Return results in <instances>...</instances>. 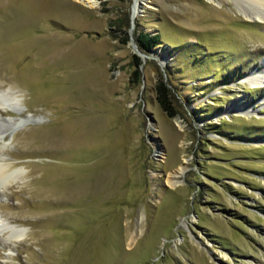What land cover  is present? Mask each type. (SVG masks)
Masks as SVG:
<instances>
[{"label":"rangeland","instance_id":"rangeland-1","mask_svg":"<svg viewBox=\"0 0 264 264\" xmlns=\"http://www.w3.org/2000/svg\"><path fill=\"white\" fill-rule=\"evenodd\" d=\"M138 30L161 33L165 65ZM259 71L264 22L234 0H0V92L25 107L0 113V163L22 172L0 216L24 231L0 264H264V85L243 82Z\"/></svg>","mask_w":264,"mask_h":264},{"label":"bare ground","instance_id":"bare-ground-1","mask_svg":"<svg viewBox=\"0 0 264 264\" xmlns=\"http://www.w3.org/2000/svg\"><path fill=\"white\" fill-rule=\"evenodd\" d=\"M92 7H96L98 0H82ZM236 4L241 8L244 16L249 19H256L264 22V0H234ZM154 53V52H153ZM160 59L167 58V52L165 50L157 51L156 53ZM164 63V61L162 60ZM243 82L248 83L251 87H259L264 85V72L259 71L243 79ZM11 89V88H10ZM7 91V90H6ZM1 90L0 92V113L2 111H13L16 114H21L25 107L21 106V98L17 94H10L8 91ZM16 93V92H15ZM7 95V96H6ZM6 96V97H3ZM242 103L241 99H236L230 102L228 109L234 112H240ZM37 117L29 115L25 123L35 121ZM5 131H0V138H4ZM188 164L182 163L175 170L169 171L166 181L171 186H175L183 180L182 175L186 172ZM22 180V172L19 169H11L9 165H3L0 163V186L4 187L17 183ZM24 231L20 229L16 224L11 223L5 218L0 216V237L6 235L14 241L23 239ZM9 239V238H8ZM10 239V240H11ZM11 240V241H12ZM11 243V242H10Z\"/></svg>","mask_w":264,"mask_h":264},{"label":"trees","instance_id":"trees-1","mask_svg":"<svg viewBox=\"0 0 264 264\" xmlns=\"http://www.w3.org/2000/svg\"><path fill=\"white\" fill-rule=\"evenodd\" d=\"M136 41L141 50L149 53L152 49L156 48L158 45L161 44V33H151L145 30H138L136 32ZM124 42L130 40V33L127 31L126 36L123 38ZM134 75L135 78L140 79V65L142 63V58L139 54L134 53ZM167 77L163 75L161 72L158 76L157 83H156V92H157V99L159 100L160 104L167 112V114L171 117L177 115L180 111L177 105L176 96L172 90V87L175 86V82L171 80L172 73L170 71V66H166ZM179 94V92H177Z\"/></svg>","mask_w":264,"mask_h":264},{"label":"water","instance_id":"water-1","mask_svg":"<svg viewBox=\"0 0 264 264\" xmlns=\"http://www.w3.org/2000/svg\"><path fill=\"white\" fill-rule=\"evenodd\" d=\"M130 38L133 40V35H132V33H130ZM133 44H134V46L135 47H137V49L139 50V52L142 54V56H153L154 58H157L158 60H160L157 56H155L154 55V50H155V48L154 49H152L150 52H149V54L147 53V52H145V51H143V50H141L139 47H138V44H137V42L136 41H134L133 40ZM157 47H162V44L161 45H158ZM160 62L162 63V64H166V62L164 61V63L160 60Z\"/></svg>","mask_w":264,"mask_h":264}]
</instances>
